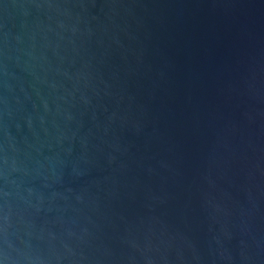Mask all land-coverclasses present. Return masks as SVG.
Masks as SVG:
<instances>
[{
	"label": "water",
	"instance_id": "water-1",
	"mask_svg": "<svg viewBox=\"0 0 264 264\" xmlns=\"http://www.w3.org/2000/svg\"><path fill=\"white\" fill-rule=\"evenodd\" d=\"M0 264H264V0H0Z\"/></svg>",
	"mask_w": 264,
	"mask_h": 264
}]
</instances>
